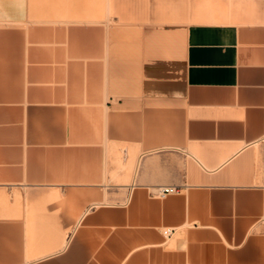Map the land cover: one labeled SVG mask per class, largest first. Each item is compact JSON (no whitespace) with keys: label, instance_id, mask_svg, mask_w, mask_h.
<instances>
[{"label":"crops","instance_id":"obj_1","mask_svg":"<svg viewBox=\"0 0 264 264\" xmlns=\"http://www.w3.org/2000/svg\"><path fill=\"white\" fill-rule=\"evenodd\" d=\"M176 4L0 0V264H264V0Z\"/></svg>","mask_w":264,"mask_h":264},{"label":"rangeland","instance_id":"obj_2","mask_svg":"<svg viewBox=\"0 0 264 264\" xmlns=\"http://www.w3.org/2000/svg\"><path fill=\"white\" fill-rule=\"evenodd\" d=\"M189 1V0H188ZM171 4H164L163 0H154V6L153 9L150 11L151 12V17L154 19H151L150 21H144V22H139L138 24L140 26L145 25L146 27H162L163 25H170L171 29H181V36L183 39L184 35V27L185 25L188 26L190 21H191V16H190V6H187V20L179 19L181 16L179 15V8L178 5L176 4L177 0H170ZM170 15L171 20L167 21L164 20V16ZM108 24H112L108 22ZM183 43V42H182ZM116 199H109V202H113Z\"/></svg>","mask_w":264,"mask_h":264},{"label":"built area","instance_id":"obj_3","mask_svg":"<svg viewBox=\"0 0 264 264\" xmlns=\"http://www.w3.org/2000/svg\"><path fill=\"white\" fill-rule=\"evenodd\" d=\"M177 189L175 187H161L157 191L158 196H164L168 193L175 192ZM164 233L166 235H170L172 233V229H165Z\"/></svg>","mask_w":264,"mask_h":264}]
</instances>
